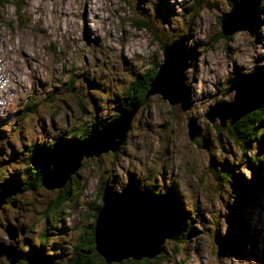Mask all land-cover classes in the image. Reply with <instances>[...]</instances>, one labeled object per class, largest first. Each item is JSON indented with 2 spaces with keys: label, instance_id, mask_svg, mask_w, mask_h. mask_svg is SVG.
Instances as JSON below:
<instances>
[{
  "label": "clouds",
  "instance_id": "clouds-1",
  "mask_svg": "<svg viewBox=\"0 0 264 264\" xmlns=\"http://www.w3.org/2000/svg\"><path fill=\"white\" fill-rule=\"evenodd\" d=\"M164 2L170 6L166 17L157 15L161 0H0V162L20 149L33 158L36 148L52 150L60 139L88 140L94 126L99 132L127 113L122 130L106 146L79 153L59 182H44L48 189L25 188L24 177H17L19 195L9 201L16 208L0 207V264L8 250L25 264H34L33 249L52 259L50 250L82 235L79 217L97 204L101 185L106 207V192L112 199L121 196L130 177L138 193L147 190L158 198L167 197L169 189L175 193L174 227L152 242L158 246L165 237L175 242L168 264H238L242 258L238 247L223 249L225 238L232 237L230 217L238 203L233 177L251 181L253 169L264 165V154L251 159L264 132L245 148L230 127L234 114L212 110L235 104L233 84L264 67V0H249L250 26L229 24L227 32L217 20L229 17L241 0ZM181 38L188 54L179 68L185 95L178 98L153 83L166 50ZM153 68L158 71L151 90L139 101L129 97V89ZM120 100L126 107L118 108ZM259 101L264 94L257 90L245 106ZM18 113L26 115L17 119ZM222 125L226 134L219 132ZM47 165L37 166L43 180L52 169ZM222 165L231 169L223 177ZM12 171L0 168V184ZM76 180L72 199L50 212L59 191L51 185ZM10 227L27 231L10 232ZM41 234L50 238L41 240ZM97 246L107 254L99 229ZM247 249L250 258L259 257L256 264H264L260 225Z\"/></svg>",
  "mask_w": 264,
  "mask_h": 264
},
{
  "label": "water",
  "instance_id": "water-1",
  "mask_svg": "<svg viewBox=\"0 0 264 264\" xmlns=\"http://www.w3.org/2000/svg\"><path fill=\"white\" fill-rule=\"evenodd\" d=\"M252 9L249 6V0H241V3L236 5L233 13L221 19L222 29L230 31L229 23L233 27L250 26ZM181 41L176 42L172 48L166 50V62L157 74L156 80L153 83V88L160 91L171 92L176 97H183L185 90L179 83V68L183 67V60L185 57V49ZM158 69L156 70L157 73ZM155 73V74H156ZM155 76V75H154ZM237 89V99L235 104L243 105L236 112H233L234 123L239 117L247 112L257 109L262 101L255 103L251 107H246L251 99H254L256 91L259 90L264 94V67L257 68L253 76L246 77L245 80L233 85ZM254 87L248 97L239 96V94L246 90V88ZM152 88L150 82L148 91ZM234 105V104H233ZM233 105H221L230 107ZM220 106V105H219ZM218 105L216 106V108ZM213 109L212 111H214ZM127 119V113L121 112L120 117L109 125H105L99 132H93L92 136L85 141L76 144V147L71 151H66L55 157L51 166V171L43 180L41 176V183L44 187L48 179L53 182H59L67 170H69L76 156L81 152H92L98 148L104 147L111 140L112 135H116L122 130ZM92 145L91 147H86ZM72 157L70 162L66 163V159ZM64 185V184H63ZM60 185L52 184L51 187ZM113 194L109 191L106 192V207L103 198V188L100 197L101 206L99 207L93 226V240L96 252L102 256L106 263L119 262L125 259L141 260L143 258H153L160 251L165 237L161 240L160 244L154 245L153 239L157 233L165 230H170L174 227V220L171 217L167 205L159 200L157 197L151 195L150 192L145 190L143 193H138L135 190L134 184H129L121 196H116L115 199L111 197ZM13 205V204H12ZM164 208V209H163ZM103 209L104 213L100 215V210ZM99 233L105 237V248L107 254L101 251L97 246V235ZM10 232L14 230L10 227ZM20 232H23L19 229ZM16 232V230H15ZM9 264H14L18 261L16 255H12L11 250Z\"/></svg>",
  "mask_w": 264,
  "mask_h": 264
},
{
  "label": "rangeland",
  "instance_id": "rangeland-1",
  "mask_svg": "<svg viewBox=\"0 0 264 264\" xmlns=\"http://www.w3.org/2000/svg\"><path fill=\"white\" fill-rule=\"evenodd\" d=\"M193 7H195V3L193 4ZM169 10H170V6H166L164 0H161V3L157 6V9H156L157 15L161 16V17H166ZM221 19L217 20V23L222 27ZM213 39H215V37H213ZM185 54L186 55L188 54V52H186V50H185ZM189 54H194V53H192L190 50ZM154 69H156V68H153V70ZM237 73H238V70H237ZM147 75H149V74H146L145 76H147ZM245 78L246 77H240L234 84H236L237 82H240L241 80H245ZM139 80H141V79H139ZM253 88L254 87L246 88V90L241 92L239 94V96L242 99H243V97H248V95L253 90ZM126 104L127 103L125 100H120V101H118L117 106H118V108H124V107H126ZM242 107H243V105H239V104H234L233 106H230V107L218 105V107L214 111L215 112L216 111H222L224 114L227 115V114H233V112H236L239 108H242ZM24 115H26V113H18L17 119L23 117ZM255 127L260 129V133L264 132V119H261L259 123H256ZM220 133L226 134V131L221 130ZM216 140L217 141L219 140V136L216 137ZM261 140H262V144H264V138H262ZM60 141L65 143L66 147L69 144H71V142H72V141H65L63 139H60ZM80 142H78V143H80ZM91 146L92 145H88L86 147H91ZM244 147L250 148L251 145L245 143ZM62 151L66 152L69 150L63 149ZM63 152H62V154H63ZM262 154H264V148H260L259 144H257V155H254L251 159L253 161H255V160H257L258 156L262 155ZM45 156L47 157L45 159L50 158V157H48V155L44 154V157ZM38 159H36L34 157L29 158L28 157V150L20 149L18 151H13L11 156L8 159L0 162V168H4V169L11 168L13 170L12 173L10 174L8 180H6L1 185V188H0L3 191L8 190L9 192H11V198L4 201V202H0V207L12 208V209L16 208V205L14 203H9V201L14 200L15 196L19 195V192L16 190V186L18 183L17 177L18 176L24 177V180H23V184H24V181L26 180V177H27L26 171L29 170V172H30V168H32L33 166L38 164V161L40 160V159L39 160ZM43 159L44 158H42L41 160H43ZM70 160H72V157L66 159L65 161H66V163H68V162H70ZM249 166L251 167V165H249ZM222 167H224V172L225 171L231 172V169L228 168L227 165H222ZM224 172H221L220 175L223 174ZM233 182L236 184V188L238 189V193H237L238 203H237L236 207L233 209L232 215L230 217V223H231V227H232V237H231V239L225 238L224 242H227V244L226 243L223 244V249L234 251L238 247L239 249L243 250L242 258L238 261V264H256L259 257L255 258V259L250 258L251 254L247 249V245L256 238L257 231H258V225H260L261 230L264 231V165H260L259 167H257L256 172L253 171L251 181L243 180L242 176H240V177L234 176ZM129 184H134L132 177L129 178ZM78 186H79V180L70 182V187H71L72 192L69 196V199H72L74 189H75V187H78ZM61 187H63V185L60 187L53 186V187H51V190L56 191L57 189H59ZM44 188L48 189L46 187H44ZM169 193H170V195L176 197L173 189H169ZM60 194L61 193L58 191L55 198L52 199V201L50 202V205L55 200L60 199L59 198ZM61 196H63V194H61ZM61 200H63V199H61ZM68 200L65 198L63 200V203L65 201H68ZM98 202H99V197H98L97 204L94 206L95 208H98ZM61 204H62V202H61ZM89 206L90 205L87 206V211L82 213L79 217V222L76 225V227L79 228L82 235L80 237H77L75 243H72V244L65 243L63 246H57L56 249L50 250L51 255H52V259L43 257L42 256V249L41 250L33 249L31 252V255L35 256L33 258L34 264H35V262H37V264H75L76 257H77L76 254L78 252V254L80 256L81 244L83 243V241H85V238L88 234V228L87 227L94 219L91 215L92 211L90 210ZM48 210L50 212L52 211V209H50V208ZM63 218L65 220H67V216H65ZM221 219H223L222 216H221ZM249 225H252V227H250ZM225 227H227V223L219 224L217 226V233L213 237V243H216V240L219 239V232L223 231L225 229ZM21 230L23 232L27 231L26 229H21ZM74 230L75 229H69L68 231L71 232ZM16 232H20L19 229H16ZM65 235L66 234L64 232L59 233L60 237H64ZM49 238L50 237L45 235V234H41V236H40L41 240H46ZM174 244H175V242L166 238L162 244L163 245L162 246L163 251L161 250V252L158 253V256L153 257V258H147L148 259L147 263H145L142 260H136L137 263H135V264H168L167 255H168L169 250H170L169 245H173L171 250L174 251L175 250ZM25 247H28L27 243H25ZM206 251H207V249L205 247L201 248L202 254L206 253ZM16 257H17L18 261L15 262L14 264H23L25 262L24 259L20 255H16ZM157 257H159V258H157ZM3 259H4V264H9V260H11L10 257H6V255L4 256ZM95 264H99V263L96 262ZM111 264H118V263L112 262Z\"/></svg>",
  "mask_w": 264,
  "mask_h": 264
},
{
  "label": "trees",
  "instance_id": "trees-1",
  "mask_svg": "<svg viewBox=\"0 0 264 264\" xmlns=\"http://www.w3.org/2000/svg\"><path fill=\"white\" fill-rule=\"evenodd\" d=\"M155 73H156V69H154L151 74L144 76L141 80H138L135 83V85H133L129 89L128 96L134 97L138 101L142 100L144 95L148 91L149 84H150L152 78L154 77ZM126 103H127V101H126ZM262 117H264V101H262V103L260 104V106L257 109L245 113L244 115L239 117L234 123L230 124L232 132L239 134L245 140V143L248 144L247 141L249 139H255V137L260 134V129L256 128L255 124L259 123L260 120L262 119ZM221 130H225L227 133V128L223 127V125L219 129V132ZM93 131H95V127L93 128ZM76 143H78V141L73 140L71 142V144H69L66 147L65 143L58 140L56 142L55 147L52 150H48V149H44V148H36L34 150L33 157L36 159L39 158L40 160L38 159L39 160L38 164L33 166L32 168H30V172H29V170L26 171L27 177H26V180L24 181L23 187H25V188H27V187L39 188L40 186H43L41 183L42 174H41L38 167L43 166L44 164L48 163L47 167L50 169L52 164H53L55 157L57 155H59L60 153H62L63 149L69 150L70 147H71V149H73L74 146H76ZM259 143L262 144V140L259 141L258 144ZM44 154L48 155V157H50V158L45 159L47 157L46 156L44 157ZM42 158H44V159L41 160ZM253 171L256 172V168L253 169ZM224 173L221 174L222 177L224 176ZM1 185L2 184H0V188H1ZM102 188H103V185H101V189H100L98 208H95L94 205L89 206L90 210L92 211L91 215L94 219L96 217V213H97L99 207L101 206L100 197H101V193H102ZM233 190L238 193V189L236 188V184L234 182H233ZM59 192L61 194H63V196H61V194H60L59 195L60 199L55 200L54 202H52L51 205H49V208L52 209V211L54 209L58 208L61 205V202L63 203V200L65 198L67 200L69 199V196L72 192L71 187H70V182L66 181L64 183L63 187L59 188ZM10 198H11V192H9L8 190L3 191L0 189V202H4ZM61 199H63V200H61ZM158 199L163 201L167 205V207L170 211V214H171L173 207H175L177 209V211H179L178 200L176 197L170 195V193L168 194L167 197H159ZM94 219L87 227L88 228V234L85 238V241H83V243L81 244L80 256H79L78 252H77V254L75 253L77 255L75 264H95L96 262H98L99 264H111V263H106V261L102 258V256H100L95 250V245H94V240H93ZM224 243L227 244V242H224ZM162 246H161V250H162ZM156 256H158V254ZM32 257L34 258L35 256L33 255ZM157 258H159V257H157ZM141 260L144 261L145 263L148 262L147 258H143ZM117 263L118 264H135V263H137V261L132 260V259H125V260H121ZM23 264H25V262ZM35 264H37V262H35Z\"/></svg>",
  "mask_w": 264,
  "mask_h": 264
},
{
  "label": "bare ground",
  "instance_id": "bare-ground-1",
  "mask_svg": "<svg viewBox=\"0 0 264 264\" xmlns=\"http://www.w3.org/2000/svg\"><path fill=\"white\" fill-rule=\"evenodd\" d=\"M238 83V82H237ZM61 154V153H60ZM248 223V222H247ZM250 227H252V225H249Z\"/></svg>",
  "mask_w": 264,
  "mask_h": 264
}]
</instances>
